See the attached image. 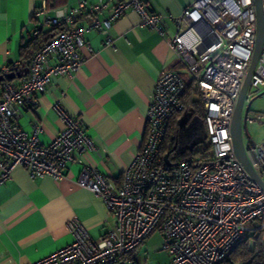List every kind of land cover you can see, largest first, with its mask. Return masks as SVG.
Masks as SVG:
<instances>
[{"label":"built area","instance_id":"obj_1","mask_svg":"<svg viewBox=\"0 0 264 264\" xmlns=\"http://www.w3.org/2000/svg\"><path fill=\"white\" fill-rule=\"evenodd\" d=\"M128 9L139 14L141 26L164 36L162 14L144 0H78L75 6L57 8L42 0L34 14L41 27L32 36L54 31L41 40L26 74L17 73L19 63L0 67V75L18 74L17 83L0 82V185L17 166L32 178L58 180L65 164L78 160L77 184L98 196L111 218L96 240L73 220L72 242L30 264H126L125 256L156 229L163 236L160 250L170 256L167 264H220L240 242L260 233L264 245V141L244 145L256 179L236 158L230 134L255 44L253 0H194L175 19L176 31L167 39L176 62L197 83L208 157L159 162L170 119L183 110L185 81L171 69L162 70L154 83L145 139L118 184L80 160L96 146L80 122L58 106L65 126L48 143L39 140L40 124L34 122L30 133L18 125L20 110L34 106L52 78L72 77L80 68L85 31L100 33L111 45L109 30ZM262 11L264 18V0ZM85 17L90 18L86 25L77 24ZM263 90L264 32L243 104ZM259 118L246 114L244 124ZM185 129L192 131L190 124Z\"/></svg>","mask_w":264,"mask_h":264},{"label":"crops","instance_id":"obj_2","mask_svg":"<svg viewBox=\"0 0 264 264\" xmlns=\"http://www.w3.org/2000/svg\"><path fill=\"white\" fill-rule=\"evenodd\" d=\"M77 1L66 0L62 6H75ZM144 1L162 14L164 36L141 26L133 9L126 10L110 28L111 45L104 43L103 35L88 29L80 68L72 77L52 78L38 93L37 103L22 108L16 118L28 133L34 122L40 124L39 140L48 143L65 126L58 106L80 122L96 146L80 160L116 184L145 139L146 112L159 73L171 69L186 79L167 39L176 31L175 19L194 0ZM38 5L39 0H0V67L30 62L41 42L39 38V42H30L33 30L41 27L34 16ZM89 19L77 24L86 25ZM11 80L17 83L18 78ZM80 170L78 160L67 162L58 180L32 178L22 166L12 170L0 185V264H30L69 244L73 220L80 221L93 240L106 231V220L111 218L102 200L77 184ZM137 248L125 256L126 264L136 263Z\"/></svg>","mask_w":264,"mask_h":264},{"label":"trees","instance_id":"obj_3","mask_svg":"<svg viewBox=\"0 0 264 264\" xmlns=\"http://www.w3.org/2000/svg\"><path fill=\"white\" fill-rule=\"evenodd\" d=\"M41 1L42 0H39V5L36 7V9L40 7ZM47 1H48V6L50 8H57L66 3V0H47ZM37 29L39 30L40 27ZM52 31L54 30L43 32L40 36L33 37L30 42L34 43V40H38L39 42V39L41 41L49 37ZM39 43L37 45V49L39 47ZM28 66H29V61L24 63L23 62L19 63L17 73L20 75L26 74ZM184 81H185V91L182 97L183 110L180 113L173 114L170 119L166 138L163 143L161 155L159 158L160 163L163 162V155L169 150H171L175 144V136L177 134V126H178L177 121L183 112L189 113L192 117L196 116L203 121L204 109H203L201 96L197 87V83L192 78L189 79L186 78L184 79ZM209 154H210L209 146L204 145L202 142L197 144L195 147L191 148L190 150H187L182 155L178 154L175 149L169 155V159L171 161L174 160L175 162H178L185 158H206L209 156ZM235 262H240L242 264H264V245L262 240V233H260L257 236H250L244 239L220 264H234Z\"/></svg>","mask_w":264,"mask_h":264},{"label":"water","instance_id":"obj_4","mask_svg":"<svg viewBox=\"0 0 264 264\" xmlns=\"http://www.w3.org/2000/svg\"><path fill=\"white\" fill-rule=\"evenodd\" d=\"M253 3H254L255 13H256L255 44H254L252 58H251L243 85L237 96L235 106L233 109L231 126H230V134H231L233 150H234L236 158L238 159L240 164L245 168V170H247L254 178L258 179L251 168L249 159L244 149V144H243V139H242V120L245 119V116L247 113V108H246L245 112L242 114L244 95L247 90L250 78L252 76V73H253V70H254L260 49H261V45L263 41V32H264L262 0H253ZM17 76L18 74L16 72H14L13 70H10L8 73L4 75H0V82L6 79H13ZM188 116H189V113L187 112L182 113V115L177 121L178 129L182 128L185 125L188 119ZM176 145H177V141H175L173 148L163 155V162L165 164L172 163L169 159V155L176 149Z\"/></svg>","mask_w":264,"mask_h":264},{"label":"rangeland","instance_id":"obj_5","mask_svg":"<svg viewBox=\"0 0 264 264\" xmlns=\"http://www.w3.org/2000/svg\"><path fill=\"white\" fill-rule=\"evenodd\" d=\"M184 74L187 79L190 78V75L186 71ZM246 108L247 117L251 118L252 116L261 115V118L252 122L246 121L245 124L244 120H242L243 144H259L264 141V90L259 95L254 96L251 100L243 104L242 114L245 112ZM203 144L207 146L208 141L206 140ZM162 240L163 236L160 230L156 229L153 231V233L137 248L135 264H167L170 261V256L167 252L160 250ZM234 264L242 263L235 262Z\"/></svg>","mask_w":264,"mask_h":264},{"label":"flooded vegetation","instance_id":"obj_6","mask_svg":"<svg viewBox=\"0 0 264 264\" xmlns=\"http://www.w3.org/2000/svg\"><path fill=\"white\" fill-rule=\"evenodd\" d=\"M188 124L192 128V131H188L185 127L180 129L177 128L176 134V152L180 155L185 153L190 148L195 147L200 142H205V133L202 120L196 116L192 117L190 114L188 116ZM199 142V143H198Z\"/></svg>","mask_w":264,"mask_h":264}]
</instances>
